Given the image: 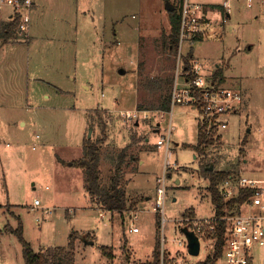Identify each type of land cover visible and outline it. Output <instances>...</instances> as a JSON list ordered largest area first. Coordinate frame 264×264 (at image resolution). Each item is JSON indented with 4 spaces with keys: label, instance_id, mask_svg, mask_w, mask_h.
Returning a JSON list of instances; mask_svg holds the SVG:
<instances>
[{
    "label": "rangeland",
    "instance_id": "rangeland-1",
    "mask_svg": "<svg viewBox=\"0 0 264 264\" xmlns=\"http://www.w3.org/2000/svg\"><path fill=\"white\" fill-rule=\"evenodd\" d=\"M35 1L31 35L8 42L0 36V264H24L15 232L20 222L24 239L36 251L74 240L76 264L151 261L160 238L164 249L172 251L165 250L161 264H206L214 250L211 238L203 236L197 256L174 241L183 238L178 229L190 222L185 213L216 216L202 164L230 171L233 186L242 177L264 179V0L252 6L229 0L226 22L218 13L208 20L224 31L211 29L194 46L209 80L220 70L217 85L244 97L236 112L221 116L227 128L214 130L220 140L206 154L195 148L200 110L177 104L172 112L160 111L155 108L158 96L145 86L150 78L173 76L176 67L175 53L164 45L171 32L166 0ZM189 1L214 12L223 0ZM170 2L180 6L182 0ZM188 49L186 43L184 52ZM141 101L154 106L147 109V118L121 114L134 111ZM103 124L105 176L113 167L111 153L132 144L124 184L137 209L130 205L123 214L103 212L74 165L91 130L93 140L103 135ZM170 124L167 153L157 141ZM165 172L163 215L154 205ZM35 199L41 204L34 205ZM135 226L139 232L130 231ZM90 240L95 244L88 245ZM253 256V264H264V246L254 248ZM216 264H224V257Z\"/></svg>",
    "mask_w": 264,
    "mask_h": 264
},
{
    "label": "built area",
    "instance_id": "built-area-1",
    "mask_svg": "<svg viewBox=\"0 0 264 264\" xmlns=\"http://www.w3.org/2000/svg\"><path fill=\"white\" fill-rule=\"evenodd\" d=\"M254 1L246 0L249 6H252ZM224 5L227 11L230 12L231 4L229 0ZM33 7L34 0H0V14H5L8 21H18L19 34H27L26 32L30 31ZM202 12V5L191 3L189 0H184L181 5L180 41L176 53L171 102L172 108L177 104H186L197 108L202 113L200 122L207 124L208 131L211 128L220 131L221 128H227L228 124L221 116L230 112H236L243 103L244 97L238 90L220 87L212 82V80H209L205 76L200 62L192 59V68L188 69L185 66V44L188 43L191 47V45L198 42V39L204 38L209 32V30H206V23L203 21ZM150 113V110L135 109L134 111H125L121 114L127 119H132L139 118L140 114H143L141 116L147 118L151 115ZM171 133L172 127L170 124L167 134L157 141L159 149L166 146L167 153L170 151ZM159 182L161 186L158 187L154 209L156 212L164 215L167 193L166 172L162 178H159ZM223 184H225V187H221L220 189L226 199L237 196L241 188L253 189L250 199L242 204L239 210L234 211L233 214L223 216L228 225L226 243L222 254L224 264H253V249L264 246V179L242 177L233 186V179L230 178L224 181ZM226 187H229V189ZM40 204V200L35 199L34 205ZM242 206L246 207L245 210ZM184 220H190V222L178 229L183 234V238L174 241L177 246L187 245L188 247V240L182 231L183 227L194 231L200 240H202L203 236H207L209 232H213L216 229L215 223L218 218L216 216L211 218L193 217ZM131 230L133 232L139 231L138 227H134ZM164 240L166 238L163 237ZM165 250L167 249H164L161 243L162 261H164ZM175 264H183V261L180 260V262H176Z\"/></svg>",
    "mask_w": 264,
    "mask_h": 264
},
{
    "label": "trees",
    "instance_id": "trees-1",
    "mask_svg": "<svg viewBox=\"0 0 264 264\" xmlns=\"http://www.w3.org/2000/svg\"><path fill=\"white\" fill-rule=\"evenodd\" d=\"M170 1V0H166ZM176 6V10L170 11V24L171 32L164 38L165 48L172 54L178 51L180 41L181 30V5ZM18 21H6L3 23L0 36L4 42H8L11 38H15L16 35H23L18 33ZM201 39H198L200 41ZM194 47L191 46L185 52L184 60L185 66L188 69L192 68ZM222 79L220 70H217L213 74V82L219 83ZM174 83L173 76L150 78L145 86L158 96L159 105H156L160 111L170 112L172 109V87ZM145 101H148L145 98ZM154 107V106H153ZM153 107H145L143 101L138 103L137 109H153ZM103 135L96 140L88 138L83 144V156L74 161V165L83 171L87 189L90 192L93 200L99 205L100 208L108 212L123 214L130 209L137 206V201L130 204L126 186L124 184L125 166L127 159L130 155V149L132 144L126 145L117 154L111 153L110 161L112 162V168H110V174L105 176L104 170L101 168L103 146L106 141L105 125L102 129ZM220 137L211 128L208 131L207 124L200 122L198 142L195 145L196 150L200 154H206L209 147L213 146ZM135 157L133 156L134 160ZM201 174L208 179V190L211 194L212 201L215 205L216 217L218 220L215 223L216 229L213 232L208 233V237L215 241L214 251L206 259V264H216L219 258L222 256L227 234V221L223 219V216L233 214L234 211L239 210L240 206L250 199L253 194L252 188H241L239 194L235 197L226 199L220 189L221 182H224L233 176L228 170H216L211 163L202 164ZM131 205V206H130ZM185 219L188 217L193 218L194 214L185 213ZM23 244V257L24 264H76V245L74 240H71L68 246H56L47 247L40 251L33 249L30 243H28L23 237V224L20 222L19 229L15 230ZM159 236V235H158ZM102 251L105 255L113 257V253L102 246ZM140 264H161V238L157 239V243L153 253V260L147 262H141Z\"/></svg>",
    "mask_w": 264,
    "mask_h": 264
},
{
    "label": "crops",
    "instance_id": "crops-1",
    "mask_svg": "<svg viewBox=\"0 0 264 264\" xmlns=\"http://www.w3.org/2000/svg\"><path fill=\"white\" fill-rule=\"evenodd\" d=\"M226 1H228V0H223L221 3H220V5L219 6H221L222 8L221 9H218V7H214V12H211V10H209L210 8L209 7H204L203 8V12H202V16H203V21L206 23V30L208 31H211V29H217L218 31H221V30H223L224 31V29L221 27V26H216V25H214V24H212V21H208L209 19H211V17H213L212 16V14L213 13H218V14H220V18H222V20H223V22H226V20H227V18H230L231 17V13L230 12H228L227 11V8L225 7V5H224V3L226 2ZM229 3H230V1H229ZM231 4V3H230ZM36 5V1L34 0V6ZM231 6H232V4H231ZM34 8V7H33ZM216 10H218V11H216ZM263 10V12H264V9H262ZM261 10V11H262ZM32 12H33V10H32ZM212 13V14H211ZM2 15V14H1ZM214 15V14H213ZM205 17H206V19L207 20H204L205 19ZM220 18H218V16H217V19H220ZM0 19H2L1 17H0ZM3 21L1 22V23H4V22H6V21H8V19L6 18V16H5V14H4V16H3V19H2ZM213 20V19H212ZM33 27H34V16H33V14H32V26H31V28H30V31H29V35H31V31L33 30ZM224 34V33H223ZM208 36V34H206V36L204 37V38H202L200 41H203V40H205V39H207L206 37ZM223 36V35H222ZM209 39V38H208ZM212 39H215V38H212ZM200 41H198V42H200ZM198 42H196V43H198ZM196 43H194L193 45H191V46H195V44ZM190 47V46H189ZM193 59L195 60V61H198V62H200V60L195 56V48H194V54H193ZM201 63V62H200ZM204 74H205V71H204ZM205 76L208 78V79H211V78H209L206 74H205ZM213 79V78H212ZM212 82H213V80H212ZM215 83V82H214ZM216 84V83H215ZM172 110V109H171ZM157 130H159V129H157ZM135 209H137V206H136V208ZM156 213H158V212H156ZM159 214V213H158ZM136 227V226H135ZM134 228V227H133ZM130 231H131V229H130ZM139 232V231H138ZM206 238L208 237V235L207 236H205ZM203 239V238H202ZM210 240H213V239H210ZM91 241H93L94 243L93 244H91L90 242ZM214 241V240H213ZM161 243H162V239H161ZM95 244V240H90V241H88V245H94ZM214 244H215V241H214ZM47 248V247H46ZM171 251V250H170ZM170 251H168V253H170ZM214 251V250H213ZM172 252V251H171ZM213 253V252H212ZM141 263V262H140ZM217 263V262H216Z\"/></svg>",
    "mask_w": 264,
    "mask_h": 264
},
{
    "label": "water",
    "instance_id": "water-1",
    "mask_svg": "<svg viewBox=\"0 0 264 264\" xmlns=\"http://www.w3.org/2000/svg\"><path fill=\"white\" fill-rule=\"evenodd\" d=\"M166 8H167V10H170V11L176 10V6L170 1H167ZM120 72L123 74L126 72V70L121 69ZM91 136H92V130L90 132V138H91ZM182 231L184 232V234L188 240V251H189V253L191 255H194V256L199 255L200 251H201V240H200L199 236L194 231H191L186 227H183ZM90 243L93 244L94 242L91 241Z\"/></svg>",
    "mask_w": 264,
    "mask_h": 264
}]
</instances>
